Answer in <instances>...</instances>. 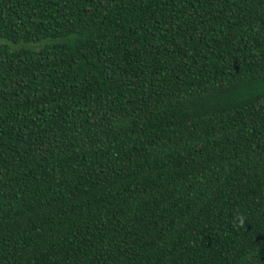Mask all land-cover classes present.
Wrapping results in <instances>:
<instances>
[{
	"label": "trees",
	"instance_id": "1",
	"mask_svg": "<svg viewBox=\"0 0 264 264\" xmlns=\"http://www.w3.org/2000/svg\"><path fill=\"white\" fill-rule=\"evenodd\" d=\"M0 264H264V0H0Z\"/></svg>",
	"mask_w": 264,
	"mask_h": 264
}]
</instances>
